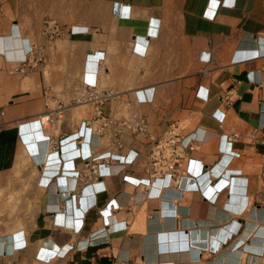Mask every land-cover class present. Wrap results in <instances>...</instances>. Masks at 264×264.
<instances>
[{
  "label": "crops",
  "instance_id": "crops-1",
  "mask_svg": "<svg viewBox=\"0 0 264 264\" xmlns=\"http://www.w3.org/2000/svg\"><path fill=\"white\" fill-rule=\"evenodd\" d=\"M3 9L0 264H264V144L247 137L264 130V0H4ZM48 21L86 56L83 85L109 82L117 98L104 114L126 104L147 135L125 134L121 146L90 129L84 138L72 112L46 130L44 70L60 59L26 68L19 53L33 40L47 47ZM169 132L199 147L179 185L148 178L141 158L82 179L80 156H141ZM229 132L241 141L230 146ZM20 160L24 228L2 237Z\"/></svg>",
  "mask_w": 264,
  "mask_h": 264
},
{
  "label": "built area",
  "instance_id": "built-area-1",
  "mask_svg": "<svg viewBox=\"0 0 264 264\" xmlns=\"http://www.w3.org/2000/svg\"><path fill=\"white\" fill-rule=\"evenodd\" d=\"M4 0H0V18L4 14ZM73 35V31L71 32ZM65 35L64 28L55 22L48 21L45 23V40L47 44L52 45L58 38ZM45 61L44 47L42 44H33L32 49L27 54V58L22 61V65L26 68L37 66ZM101 68V64L99 65ZM84 89V94L77 96L72 100L71 105H80L82 102L91 104L94 107V113L90 119H85L80 125V133L87 132L89 129L99 138H107L109 142L117 143L121 136L130 134L132 137L148 134V125L146 119L137 112H131L129 119L117 120L104 114L103 107L106 103L116 99L117 96L107 89L99 90L98 86L84 85L80 89ZM49 96L48 91L45 97ZM48 107V106H47ZM67 106L59 103L56 109L49 108V116L54 112L63 114ZM258 136V132L247 136L255 144H264V130ZM81 134V135H82ZM85 138V136L82 135ZM243 134L240 132H229L223 135L224 140L230 145L241 141ZM196 140L184 136H180L175 132H169L152 140V146L143 154L136 153L132 158L129 153L126 156H96L89 158H78L82 162L81 175L83 180H88L86 172H90V176L94 180H99L105 175L104 169L108 166L118 164L120 167L131 166L138 159H142L145 174L151 180H169L176 185L184 179H187L191 172L193 163L199 164L193 157V154L199 150ZM232 156H235L232 154ZM262 172L260 174V184L264 190V155H262ZM206 167L202 166V170ZM75 172V171H73ZM78 172L77 175L80 176ZM205 173L204 175H206ZM128 180L129 178H125ZM149 179V181H150ZM138 184H142L145 180H139Z\"/></svg>",
  "mask_w": 264,
  "mask_h": 264
},
{
  "label": "rangeland",
  "instance_id": "rangeland-1",
  "mask_svg": "<svg viewBox=\"0 0 264 264\" xmlns=\"http://www.w3.org/2000/svg\"><path fill=\"white\" fill-rule=\"evenodd\" d=\"M2 18V17H1ZM0 18V20H1ZM3 22V20H2ZM66 40L62 41V37L58 38L52 45L47 44V47L44 48L45 57L50 59V62H53L57 58L60 59L59 64H50L48 63L45 67V90L42 96V103L47 110L49 115V108L51 110L56 109L58 104H64L67 106V109L63 114L53 113L50 118L53 120V123L47 127L48 132H54L57 125L63 122L66 119V115L68 112H72L73 117L76 118L78 122V126L81 125L82 121L85 119H90L94 113V107L91 104H86L85 107L82 105H71L72 100H74L77 96H81L84 94V89H80L83 87V67L86 56L82 59L76 53L75 45H72L68 41V37H65ZM32 43H37L35 40ZM31 43L26 49H23L19 53V57L23 61L26 58L27 52L31 47ZM19 49H17L18 51ZM70 62V64H69ZM100 77H105V71L100 72ZM109 85V82L106 79H103L98 85L99 90L106 88ZM110 86V85H109ZM48 91L49 96L45 97V92ZM70 94V95H69ZM123 104L114 117L117 120L129 119L131 117V111L128 110V106ZM48 106V107H47ZM125 106V107H124ZM47 126V125H46ZM128 138H132L130 134L126 135ZM107 140V138H106ZM12 182L9 180V184L14 186L13 195L9 198L8 201V209L12 211V219L13 226L11 230H7V233L2 235L5 237L6 235H15L18 234L20 236L24 226L23 224L15 221H20L22 218V214L26 208V201H24L23 196L26 195L27 185L29 184L22 174H15L12 178H10ZM20 187V188H19ZM16 188H18L17 191ZM22 197H21V190ZM20 191V192H19ZM18 192V193H17ZM5 193L0 191V220L1 224L4 225V211H5ZM10 216V215H9ZM20 218V219H19ZM1 226V225H0ZM20 233V234H19ZM18 235H16L18 237ZM1 238V237H0Z\"/></svg>",
  "mask_w": 264,
  "mask_h": 264
},
{
  "label": "bare ground",
  "instance_id": "bare-ground-1",
  "mask_svg": "<svg viewBox=\"0 0 264 264\" xmlns=\"http://www.w3.org/2000/svg\"><path fill=\"white\" fill-rule=\"evenodd\" d=\"M32 49V45H31V47H30V49L28 50V52H30V50ZM28 52H27V54H28ZM26 58H27V55H26ZM84 85H89V86H96L95 84H87V83H85ZM80 105H82V106H86V102H82V103H80ZM46 117V116H45ZM48 120H50V116L49 117H46V118H44L43 119V121H44V124L45 125H47L48 126ZM85 133V132H84ZM81 133H80V131H78L77 132V134L76 135H80ZM85 136V135H84ZM21 159V158H20ZM21 161V160H20ZM19 161V162H20ZM25 161L24 160H22L20 163H18V166H17V168L15 169L16 171V175L17 174H20L21 172H22V170L25 168ZM245 260H246V258H245Z\"/></svg>",
  "mask_w": 264,
  "mask_h": 264
}]
</instances>
